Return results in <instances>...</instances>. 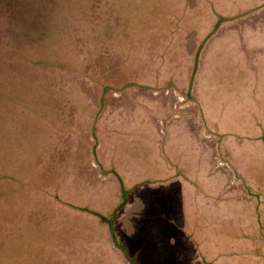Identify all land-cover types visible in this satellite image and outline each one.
<instances>
[{
	"label": "rangeland",
	"instance_id": "374dc122",
	"mask_svg": "<svg viewBox=\"0 0 264 264\" xmlns=\"http://www.w3.org/2000/svg\"><path fill=\"white\" fill-rule=\"evenodd\" d=\"M0 264H264V0H0Z\"/></svg>",
	"mask_w": 264,
	"mask_h": 264
},
{
	"label": "crops",
	"instance_id": "0c3cea01",
	"mask_svg": "<svg viewBox=\"0 0 264 264\" xmlns=\"http://www.w3.org/2000/svg\"><path fill=\"white\" fill-rule=\"evenodd\" d=\"M144 87H149V86H146V85H143ZM169 92L171 93V89L170 90H168V94H169ZM179 94H182V96L183 95H185L184 93H180L179 92ZM184 97V96H183ZM182 102V105L183 106H185V105H187V104H194L195 106H198V104H199V102L193 97V95H192V98H191V101H189L187 98L185 99V100H183V101H181ZM175 108H177V106L175 105ZM177 112V111H176ZM203 113V112H202ZM204 114V113H203ZM164 126V123H163V125H162V127ZM165 127H166V125L163 127L164 129H165ZM164 132V131H163ZM202 133V132H201ZM200 133V134H201ZM206 134H204L203 136H205ZM207 135H209V134H207Z\"/></svg>",
	"mask_w": 264,
	"mask_h": 264
}]
</instances>
